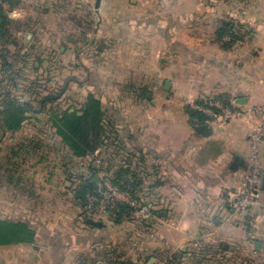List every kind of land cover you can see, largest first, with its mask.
I'll return each instance as SVG.
<instances>
[{"label":"crops","instance_id":"0c3cea01","mask_svg":"<svg viewBox=\"0 0 264 264\" xmlns=\"http://www.w3.org/2000/svg\"><path fill=\"white\" fill-rule=\"evenodd\" d=\"M142 2L113 0L101 5L97 35L105 41L104 51L118 57H150L155 59L153 68L143 74L175 76L168 89L164 84L163 93L158 91L160 81L142 78L144 83L121 87L118 97V85H101L107 96L104 104L110 106H106L107 119L116 131L89 158L93 157L94 167H100L99 156L104 152L103 169L110 171V183L116 187L113 171L136 172L142 186L138 202H153L149 226H140L138 239L151 235L157 246L143 264H167L180 252L193 254L202 264H258L256 257L262 261L264 255V180L259 202L252 208L249 232L241 231L226 202L251 164L249 130L256 118L246 115L225 123L206 122L212 131L205 136L183 107L211 96L242 109L264 107V0ZM228 25V33L221 35ZM148 90L153 92H146L144 98L142 91ZM122 103L127 108L117 110ZM236 157L239 168L232 169ZM123 193L131 198L127 191ZM13 197H6L7 202ZM4 198L0 194V202H6ZM12 212L0 208V219L6 214L11 217ZM29 218L23 221L35 230V241L0 245V264H79L82 251L111 244L113 228L107 224L78 221L69 237L64 229L47 233L38 220ZM123 242L126 252L128 245ZM140 245L132 248L136 263L146 249ZM161 246L166 249L162 251ZM166 250L161 260L157 253Z\"/></svg>","mask_w":264,"mask_h":264},{"label":"rangeland","instance_id":"374dc122","mask_svg":"<svg viewBox=\"0 0 264 264\" xmlns=\"http://www.w3.org/2000/svg\"><path fill=\"white\" fill-rule=\"evenodd\" d=\"M96 1L0 0V17L11 21L0 37L3 56L0 57V107L14 98L29 103L32 109L28 111L29 117L24 125L14 131L3 130L4 118L0 114V194L2 198L5 195L6 201L0 202V208L6 213L9 208L13 211L11 217L6 214L1 218L12 221L14 218L26 220L31 216L29 219L38 220L47 233L53 229H64L69 237L78 221L81 225L89 219L100 221V227L107 224L113 228L111 244L100 248L101 244L95 241V249L92 247L81 252L79 264H108L109 257L125 264H135L136 254L132 248L140 244L146 249L136 264H143L154 255L151 248L157 243L151 235L138 239L140 226L145 219H151L149 214L142 216L141 206L150 208L153 202L140 203L133 198L123 200L120 194L123 190L118 187L114 192V185L107 184V177L111 174L102 166L104 152L98 154L101 166H96L93 171L89 167L93 157L74 156L57 134L53 122L55 116L66 109H81L89 93L100 97L103 107L108 109L103 98L107 96L100 88L103 84L118 85V97L121 87L127 88L141 78L151 83L156 80L160 81L158 91L163 93L165 80L170 81L175 74L165 73L160 77L152 76L150 72L143 74L153 68L155 59L118 57L104 51L105 41L97 35L101 5H110L113 0H101L98 10ZM139 1L138 5H143L142 0ZM5 59L11 65H4ZM146 92L153 91H142L144 98ZM190 103L183 107L187 112L191 108ZM119 107L123 110L127 105H116L117 110ZM95 175L98 186L94 194L91 193L86 201L78 199L77 191L81 185L87 179H94ZM97 192L100 194H95ZM13 195L14 200L7 202L6 197ZM115 202H126L134 208L131 215L119 223L113 220ZM252 208L244 227L242 219L236 215L241 231L249 232L252 226ZM123 241L128 245L126 252ZM165 249L161 246L162 251ZM162 251L157 253L161 260L167 255V250L164 254ZM186 257L188 259L181 264H202L191 259V255ZM257 257V263L262 264L264 255L262 261L260 256Z\"/></svg>","mask_w":264,"mask_h":264},{"label":"trees","instance_id":"16d2710c","mask_svg":"<svg viewBox=\"0 0 264 264\" xmlns=\"http://www.w3.org/2000/svg\"><path fill=\"white\" fill-rule=\"evenodd\" d=\"M9 22H11L9 19L5 18L2 20L0 17V37H2L3 30L8 26ZM229 30L230 27L228 25L221 29L220 34L228 33ZM0 57H3L1 50ZM3 64L7 66L11 65L7 62V59H5ZM28 111H32L29 103L19 102L14 98L9 100L6 105L0 107V114L4 118L2 123L3 130L14 131L20 129L28 120ZM107 113L108 109L103 107L102 99L94 93H89L81 109H66L62 114L55 116L53 124L57 134L61 136L62 142L71 150L74 156L78 158H89L98 148L104 145L106 139L110 137L109 133H113V136L115 135L116 128L114 123L107 119ZM188 113L193 124L207 122V117L197 110L189 108ZM89 167L93 171L96 169V166H93V161H90ZM137 177L138 175L134 171L118 169L116 174H113V183L121 190L127 191L131 198L138 201L137 193L141 191L142 186ZM97 186V182L91 179L85 180L81 185V189L77 191L76 197L82 201H86L91 193L94 194ZM95 194L100 193L97 192ZM114 204L115 206L112 207V211L115 215L113 220L116 223L121 222L134 211L133 206L129 203L115 202ZM151 209L153 208L151 207ZM87 222L95 225L89 221ZM144 222V224H147L150 221L145 219ZM35 237V230L26 221L0 219V245L32 243L35 241ZM185 256V253L180 252L174 256L175 259L173 261L170 260L167 264H181L180 262H185L188 259ZM190 258L194 261L196 260V263H198L197 258L193 254ZM108 264H125V262L109 257Z\"/></svg>","mask_w":264,"mask_h":264},{"label":"built area","instance_id":"2783aa9c","mask_svg":"<svg viewBox=\"0 0 264 264\" xmlns=\"http://www.w3.org/2000/svg\"><path fill=\"white\" fill-rule=\"evenodd\" d=\"M190 107L203 113L207 117V122L225 123L246 115L256 118V121L250 125L249 130L252 148L251 164L243 175L241 186L234 192L229 193L226 198L230 210L233 214L240 216L244 227L250 209L258 202L262 192L264 180V107L257 105L249 109H242L234 102L227 103L216 96L191 101ZM107 178V184L112 186L109 177ZM117 190L118 187L114 186V192ZM120 194L123 200H130L124 193ZM141 207V210L147 215L150 208Z\"/></svg>","mask_w":264,"mask_h":264},{"label":"water","instance_id":"95a60500","mask_svg":"<svg viewBox=\"0 0 264 264\" xmlns=\"http://www.w3.org/2000/svg\"><path fill=\"white\" fill-rule=\"evenodd\" d=\"M100 3H101V0H97L96 1V9L98 10L99 9V6H100ZM166 88L168 89L169 86H170V81L167 80L166 83ZM195 128L203 135L205 136H208L211 134V128L210 126L207 124V123H204V124H200V125H196ZM239 162H240V158L239 157H236L235 158V161L231 164V168L232 169H238L239 168ZM97 175H95L94 179H92V181H97ZM89 222L95 224V225H98V226H102V222L100 221H94L92 219H89L88 220ZM258 244V243H257Z\"/></svg>","mask_w":264,"mask_h":264}]
</instances>
